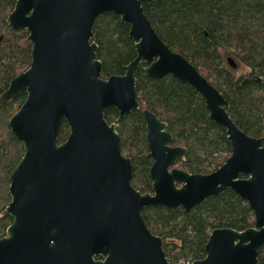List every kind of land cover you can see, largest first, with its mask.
I'll return each instance as SVG.
<instances>
[{
	"label": "water",
	"instance_id": "95a60500",
	"mask_svg": "<svg viewBox=\"0 0 264 264\" xmlns=\"http://www.w3.org/2000/svg\"><path fill=\"white\" fill-rule=\"evenodd\" d=\"M146 1L16 0L8 14V25L25 30L32 49L29 67L0 94L1 105L26 93L9 119L24 154L9 176L4 214L12 221L0 238V264H170L143 208L188 212L227 189L247 201L253 227L213 229L204 258L179 264H257L264 244L262 139L239 128L221 92L160 38L144 13ZM108 12L129 26L136 54L122 75L104 79L92 27ZM226 61L237 67L232 57ZM141 64L152 79L171 75L193 88L210 119L224 128L231 152L217 170L190 174L173 167L185 148L171 146L173 135L165 123L145 108L152 193L132 185L131 159L122 153L120 136L104 112L115 108L122 121L140 108L135 71ZM63 121L69 133L59 144ZM97 255L104 259L95 260Z\"/></svg>",
	"mask_w": 264,
	"mask_h": 264
},
{
	"label": "trees",
	"instance_id": "16d2710c",
	"mask_svg": "<svg viewBox=\"0 0 264 264\" xmlns=\"http://www.w3.org/2000/svg\"><path fill=\"white\" fill-rule=\"evenodd\" d=\"M16 0H0V94L10 80L25 71L31 62L32 45L25 30H13L7 16ZM145 15L160 38L182 54L224 96L227 112L247 134L263 137L264 145V0H150L142 4ZM92 41L100 76L123 74L135 57L129 26L112 12L97 17ZM234 59L237 69H248L236 76L226 59ZM141 64L135 71V91L140 103L118 121L116 109L104 117L115 123L122 153L131 159L132 185L141 192L150 190L146 126L142 109L154 112L172 133V146H183L175 162L190 173H207L217 168L230 152L223 127L209 117L204 101L193 88L171 75L148 77ZM26 93L0 105V238L12 218L4 214L10 201L9 176L24 154L23 144L9 127L10 117L24 102ZM69 133L66 122L58 132V143ZM224 153L223 155H221ZM226 153V154H225ZM252 211L232 190L206 199L186 212L183 208L148 206L142 216L150 231L163 240L170 264L192 262L205 256L204 245L216 228L244 230L252 226ZM257 264H264V244L258 250Z\"/></svg>",
	"mask_w": 264,
	"mask_h": 264
},
{
	"label": "flooded vegetation",
	"instance_id": "af4514ba",
	"mask_svg": "<svg viewBox=\"0 0 264 264\" xmlns=\"http://www.w3.org/2000/svg\"><path fill=\"white\" fill-rule=\"evenodd\" d=\"M144 3V2H143ZM142 3V4H143ZM145 71V70H144ZM146 73V72H145ZM112 75H122V74H112ZM109 76H111V75H109ZM108 76V77H109ZM167 76V75H166ZM107 77V78H108ZM164 77V76H163ZM136 78V77H135ZM162 78V77H161ZM104 79H106V78H104ZM158 79V78H157ZM136 98H137V96H136ZM139 102V101H138ZM140 104V103H139ZM115 109V108H114ZM143 109H145V108H143ZM142 109V110H143ZM148 109V108H147ZM157 116V115H156ZM158 117V116H157ZM159 118V117H158ZM160 119V118H159ZM117 120H118V118H117ZM161 120V119H160ZM107 121V120H106ZM162 121V120H161ZM145 122V121H144ZM109 124H114V128H115V123H109ZM165 129H166V124H165ZM167 130V129H166ZM116 131V130H115ZM117 132V131H116ZM118 133V132H117ZM172 134V133H171ZM249 135V134H248ZM227 136V135H226ZM250 136H252V135H250ZM253 137H255V136H253ZM256 138H261L262 139V146L264 147V145H263V137H256ZM229 142V141H228ZM171 145V144H170ZM229 145H230V143H229ZM172 146V145H171ZM230 152H231V150H230ZM230 152H229V154H227V157L230 155ZM226 154V153H225ZM226 157V158H227ZM225 158V159H226ZM225 161V160H224ZM223 161V162H224ZM223 163H221L217 168H215V169H213V170H211L210 172H207V173H199V174H208V173H211V172H213V171H215V170H217L221 165H222ZM173 167H176V165L174 164V166ZM150 168V167H149ZM176 168H178V167H176ZM179 169H181V168H179ZM181 170H183V169H181ZM185 171V170H184ZM187 172V171H186ZM188 173H190V172H188ZM190 174H195V173H190ZM148 177H149V180H150V176H149V170H148ZM132 178V177H131ZM239 178H247V176H244V175H241V176H239ZM178 186H180V185H178ZM138 190V189H137ZM227 190H231V189H227ZM140 193H142V194H145V193H152V184H151V180H150V190L149 191H144V192H141L140 190H138ZM234 192V191H233ZM235 193V192H234ZM236 194V193H235ZM237 195V194H236ZM238 196V195H237ZM238 197H240V196H238ZM241 198V197H240ZM242 199V198H241ZM244 202H246V204L249 206V204L247 203V201H245L244 199H242ZM249 208H250V206H249ZM251 209V208H250ZM251 211H252V219H253V223H252V226H250V227H253V224H254V221H255V219H254V213H253V210L251 209ZM250 227H248V228H250ZM225 228V227H224ZM226 228H228V227H226ZM233 229V228H232ZM247 229V228H246ZM236 230V229H235ZM245 230V229H244ZM239 231H242V230H239ZM212 232V231H211ZM261 247V246H260ZM259 250V249H258ZM167 257V256H166ZM94 259L95 260H103L104 259V257L103 256H101V255H97V256H94ZM168 259V258H167Z\"/></svg>",
	"mask_w": 264,
	"mask_h": 264
},
{
	"label": "rangeland",
	"instance_id": "374dc122",
	"mask_svg": "<svg viewBox=\"0 0 264 264\" xmlns=\"http://www.w3.org/2000/svg\"><path fill=\"white\" fill-rule=\"evenodd\" d=\"M231 70H233V72H234V74H235L236 76L245 75V74L248 72V69L245 68V67H243V66H240V67H238L237 69H231ZM223 154H224V153H222L221 155H223ZM223 156H224V155H223ZM176 167L180 168L178 165H176ZM181 262L190 263V262H186V261H180L179 263H181ZM179 263H178V264H179Z\"/></svg>",
	"mask_w": 264,
	"mask_h": 264
}]
</instances>
